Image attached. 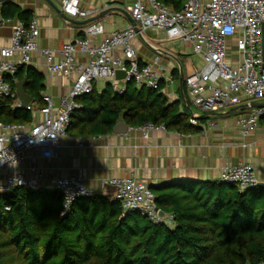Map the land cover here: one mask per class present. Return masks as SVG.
Listing matches in <instances>:
<instances>
[{
	"label": "built area",
	"instance_id": "2783aa9c",
	"mask_svg": "<svg viewBox=\"0 0 264 264\" xmlns=\"http://www.w3.org/2000/svg\"><path fill=\"white\" fill-rule=\"evenodd\" d=\"M61 12L70 19H86L92 12L81 8V0H58ZM124 10L137 24L141 33L155 31L163 33L168 41L181 42L190 48V53L200 60L201 67L195 68L184 77V85L191 104L199 113L191 114L189 122L197 124L200 114L224 112L229 108L264 100V0H186L180 11H172L158 0H123ZM5 20H0V26ZM102 26L89 25L84 36L65 44L61 58L56 61L48 49H39V30L35 20L29 23L15 22L11 26V44L0 48V101L16 99L12 84L19 67L32 66V58L39 54L44 59L45 72L75 79L59 107L53 111L51 99L44 97V105L39 112L40 120L30 124H12L0 121V159L8 162L0 164V195L11 193L16 188L37 191L41 188L40 175L29 177L20 171L27 160V153L35 150L37 157L50 161L57 156L60 137L64 136L70 123V115L78 106L76 99L89 95L94 84L101 79L109 80L111 89L122 94L127 83L136 87H146L160 91L162 82H172L162 68L153 64L139 65L136 50L131 42L138 33L130 25L113 32L106 40L92 44L90 37L100 35ZM117 50L121 51L118 55ZM17 55V61L13 57ZM83 57L84 61H78ZM117 71L124 73V79L117 81ZM10 77V82L6 78ZM14 108H23L15 101ZM264 117V107L254 108L251 113L241 115L236 120L243 137H247ZM142 138L164 126L147 123L134 128ZM35 173L33 167L28 169ZM14 179L17 180L14 185ZM219 182L235 184L239 191L258 185V179L251 164L240 162L228 165L221 171ZM114 188V198L124 211H136L153 223L173 227L172 216H159V209L150 187L133 178L108 181ZM106 183H103L105 186ZM52 189L63 198L64 213L81 198L91 197L81 179L57 177ZM9 211V206L4 208ZM264 264V262L259 263Z\"/></svg>",
	"mask_w": 264,
	"mask_h": 264
},
{
	"label": "trees",
	"instance_id": "16d2710c",
	"mask_svg": "<svg viewBox=\"0 0 264 264\" xmlns=\"http://www.w3.org/2000/svg\"><path fill=\"white\" fill-rule=\"evenodd\" d=\"M158 1L172 11H180L186 2ZM4 10L5 17L29 23L27 13L14 8L10 15ZM178 77L177 73L174 79ZM13 78L25 79V92L41 103L43 76L35 68L19 67ZM183 90L186 96L184 84ZM14 102L0 101V121L30 123V109L14 108ZM75 102L81 107L72 111L67 130L79 135L110 134L120 120L131 128L152 123L178 133L198 130L190 116L180 113L178 102L169 103L160 91L132 82L120 95L110 86L101 95L93 88ZM150 190L158 209L172 216V228L136 211H124L118 200L101 196L78 199L63 214V198L54 190L16 188L0 195V264L264 262V188L241 192L235 184L220 182L195 192L175 186Z\"/></svg>",
	"mask_w": 264,
	"mask_h": 264
},
{
	"label": "crops",
	"instance_id": "0c3cea01",
	"mask_svg": "<svg viewBox=\"0 0 264 264\" xmlns=\"http://www.w3.org/2000/svg\"><path fill=\"white\" fill-rule=\"evenodd\" d=\"M49 1L53 6L45 0L0 2V20H5L0 26V48L10 47L11 26L19 21L5 17L3 8L6 14L10 15L14 13L13 9L17 8L28 14L29 22L35 20L39 30L38 48L50 50L56 61L61 58V48L83 37L84 29L89 25H99L103 28L102 34L90 37L92 44H98L106 40L111 33L131 25L121 13L124 10L123 0H81V8L92 12V16L74 19L76 24L65 21L55 11L54 6L60 9L58 0ZM88 20L94 21L80 23ZM142 34L143 39L137 36L131 42L138 60L142 64H153L157 58L154 67L162 68L164 74L172 79V82H162L160 93L165 95L169 103L178 102L180 113L187 116L196 114L192 112L194 107L188 94L185 96L183 87L179 84V65L184 77L197 68L185 67V57L191 54L189 46L168 41L163 33L146 31ZM116 53L121 55L120 50ZM17 59L18 56L15 55L13 61ZM76 59L84 61L83 57ZM32 67L43 76V90L40 92V104L32 99L28 108H24L30 109V123L42 118L39 110L44 105V97L51 99L55 111L61 100L67 96L75 79V75L64 77L47 74L44 59L39 54L33 56ZM177 73L179 77L174 79ZM119 85L125 87L122 82H119ZM108 86L111 89L110 81L101 79L93 88L96 95H101ZM15 101H19L18 97ZM256 103L264 104V100ZM76 104L77 108L81 107L79 102ZM252 109L254 107L241 105L224 112L200 114L197 124L192 125L198 128L195 133L156 129L145 139L139 131L131 127H128L125 134H114L112 131L110 134L97 136L79 135L68 129L59 139L56 158L45 161L37 157L35 150H31L27 153V160L20 167V171L29 177H36V173L40 175L41 188L47 190H53L52 182L57 177L78 178L92 196L106 197L109 200L115 199L114 188L108 184L112 179L133 178L150 188L175 186L195 192L220 183L222 169L240 162L251 164L258 183H264V117L247 137L242 136L236 125L237 118L251 113ZM31 167L36 170L35 173L28 171ZM6 175V172H1L0 179L3 181ZM103 183L106 185L103 186Z\"/></svg>",
	"mask_w": 264,
	"mask_h": 264
},
{
	"label": "water",
	"instance_id": "95a60500",
	"mask_svg": "<svg viewBox=\"0 0 264 264\" xmlns=\"http://www.w3.org/2000/svg\"><path fill=\"white\" fill-rule=\"evenodd\" d=\"M2 1H5V0H0V2H2ZM45 1H47L49 4H51V2L49 0H45ZM54 9L60 15V17L62 19H64L65 21H67V22H69L71 24H76L77 23L74 19H70L67 16H65L61 12V10L58 9L57 7L54 6ZM121 13L124 14V16L130 21V24L133 26L134 30L138 33V37L143 39V34L140 32L137 24L133 21V19L130 17V15L125 10H122ZM92 21H94V20H88V21H84V22H80V23L81 24H87V23H90ZM263 59H264V45H263ZM179 66H180V68H179V74H180L179 84H180V87L182 88L183 87V82H184V75H183V71H182L181 65H179ZM124 77H125L124 73L121 72V71H117L116 74H115V79L117 81L123 80ZM25 81L26 80L23 79V80H21V81H19V82H17L15 84V92H16V95H17L22 107L23 108H28V106L32 102V98L24 90ZM251 106L254 107V108H262V107H264V104L263 103L253 102V103H251ZM127 130H128V126L124 122H118L114 126L113 133L114 134H125L127 132ZM257 186L264 188V183H258ZM159 216L162 219H166L167 218V214L165 212L161 211V210L159 211Z\"/></svg>",
	"mask_w": 264,
	"mask_h": 264
},
{
	"label": "rangeland",
	"instance_id": "374dc122",
	"mask_svg": "<svg viewBox=\"0 0 264 264\" xmlns=\"http://www.w3.org/2000/svg\"><path fill=\"white\" fill-rule=\"evenodd\" d=\"M184 64H185L186 69H189L190 67H192V68L193 67H197V68L201 67L200 60L197 57L193 56L192 54H190L189 56L185 57ZM192 112L196 113V114L198 113V111L196 109H194V108H192Z\"/></svg>",
	"mask_w": 264,
	"mask_h": 264
},
{
	"label": "clouds",
	"instance_id": "9594fccd",
	"mask_svg": "<svg viewBox=\"0 0 264 264\" xmlns=\"http://www.w3.org/2000/svg\"><path fill=\"white\" fill-rule=\"evenodd\" d=\"M5 162H8V161L5 160V159H0V164H3V163H5ZM17 180L19 181V183H22V182H23V181L20 180V179H14V181H13L14 185L16 184ZM0 191H3V189L0 188Z\"/></svg>",
	"mask_w": 264,
	"mask_h": 264
}]
</instances>
